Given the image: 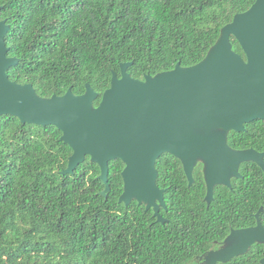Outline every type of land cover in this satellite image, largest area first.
Instances as JSON below:
<instances>
[{
    "label": "trees",
    "instance_id": "trees-1",
    "mask_svg": "<svg viewBox=\"0 0 264 264\" xmlns=\"http://www.w3.org/2000/svg\"><path fill=\"white\" fill-rule=\"evenodd\" d=\"M256 0H0V19L11 26L8 56L20 59L8 70L18 83H32L43 97L75 94L90 84L99 97L113 72L133 62L138 79L201 62L236 14ZM234 49L245 58L239 41ZM231 131L235 149L264 152V120ZM55 125L24 123L0 116V264H202L232 229L255 226L264 208V170L241 165L232 188L219 185L206 201L204 165L189 184L179 158L157 161L166 207L154 210L124 191L121 159L110 161L111 191L103 195L101 168L88 155L75 173L64 175L72 147ZM264 224V210L260 214ZM264 244L217 264H262Z\"/></svg>",
    "mask_w": 264,
    "mask_h": 264
},
{
    "label": "water",
    "instance_id": "water-1",
    "mask_svg": "<svg viewBox=\"0 0 264 264\" xmlns=\"http://www.w3.org/2000/svg\"><path fill=\"white\" fill-rule=\"evenodd\" d=\"M10 28L6 19H0V116L14 115L24 123L62 130L61 139L73 149L64 175L75 173L90 155L101 168L100 179L106 185L102 194L108 195L109 163L121 159L126 167L120 202L129 205L136 200L165 223L161 215L165 189L158 184L157 169L164 153L181 160L190 186L196 166L204 165L208 204L215 198L216 186L232 188V179L242 177L243 163L255 162L264 170V152L229 144L231 131L242 132L247 123L264 120V0L236 14L195 65L185 67L179 62L172 70L138 79L128 71L133 62L122 63L121 76L113 72L101 109L95 105L99 93L90 84L82 94L70 88L64 95L43 97L32 83L12 80L8 70L20 59L8 56ZM232 37L246 58L234 49ZM263 210L256 214L255 226L232 229L218 249L204 253L202 264L228 262L254 244H264Z\"/></svg>",
    "mask_w": 264,
    "mask_h": 264
},
{
    "label": "snow or ice",
    "instance_id": "snow-or-ice-1",
    "mask_svg": "<svg viewBox=\"0 0 264 264\" xmlns=\"http://www.w3.org/2000/svg\"><path fill=\"white\" fill-rule=\"evenodd\" d=\"M140 85H142V86H147L148 84H140ZM113 90H114V88H113ZM105 101V100H104ZM104 104V103H103ZM103 104H101V105H98V107H99V109H101V106L103 105ZM90 107H91V105H90ZM205 164H208L209 165V167L211 166L210 165V162L208 161V160H205Z\"/></svg>",
    "mask_w": 264,
    "mask_h": 264
},
{
    "label": "flooded vegetation",
    "instance_id": "flooded-vegetation-1",
    "mask_svg": "<svg viewBox=\"0 0 264 264\" xmlns=\"http://www.w3.org/2000/svg\"><path fill=\"white\" fill-rule=\"evenodd\" d=\"M219 247H217L216 249H218ZM212 250H214V249H212ZM210 251V250H209Z\"/></svg>",
    "mask_w": 264,
    "mask_h": 264
}]
</instances>
